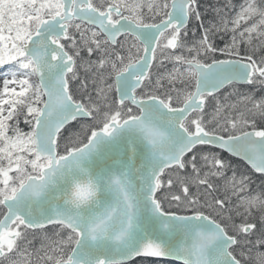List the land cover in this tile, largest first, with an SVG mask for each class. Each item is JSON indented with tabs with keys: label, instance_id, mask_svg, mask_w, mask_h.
<instances>
[{
	"label": "snow or ice",
	"instance_id": "6c2138e0",
	"mask_svg": "<svg viewBox=\"0 0 264 264\" xmlns=\"http://www.w3.org/2000/svg\"><path fill=\"white\" fill-rule=\"evenodd\" d=\"M225 8L0 0V264H250L264 0Z\"/></svg>",
	"mask_w": 264,
	"mask_h": 264
},
{
	"label": "trees",
	"instance_id": "16d2710c",
	"mask_svg": "<svg viewBox=\"0 0 264 264\" xmlns=\"http://www.w3.org/2000/svg\"><path fill=\"white\" fill-rule=\"evenodd\" d=\"M231 2H233V4L235 3V0H231ZM229 3L223 0H199V11L202 15L203 18V23L205 25V27L214 24V23H218L220 20V16L224 15L225 13H230V10L225 8V5ZM217 10H220V15L217 14ZM194 20L190 22V25L193 26L194 24ZM200 31V30H199ZM216 43L219 46H223L224 41L222 39H220L219 37H217L216 39ZM258 94V92H257ZM230 162L232 164V170H234L237 175L240 174H251L253 176H251L250 178L252 179V190L255 192H259V190L257 188H255V183L257 182H263L264 185V177H261V175H257L255 174L253 171L249 170V167L243 163L242 161L231 157L230 158ZM231 174V173H229ZM255 250V248L251 249V256H252V261L250 262V264H255V257L254 255L257 253ZM134 264H138V262H134ZM155 264H177V263H173L170 261H163V260H157L155 262Z\"/></svg>",
	"mask_w": 264,
	"mask_h": 264
},
{
	"label": "rangeland",
	"instance_id": "374dc122",
	"mask_svg": "<svg viewBox=\"0 0 264 264\" xmlns=\"http://www.w3.org/2000/svg\"><path fill=\"white\" fill-rule=\"evenodd\" d=\"M223 1H226V2H228L229 0H223ZM242 2V0H240V3ZM195 21V20H194ZM189 29L190 30H195L196 31V37H193L192 36V34H191V31H190V33H189V39H195V38H197L199 35H200V31H199V29H198V22H194V24H193V26H189ZM226 39V38H225ZM224 41V40H223ZM248 89L249 88H245V89H240L239 88V90L240 91H248ZM257 92H258V94L257 95H259V91L257 90ZM249 178L251 177V176H253V175H251V174H246ZM239 176V175H238ZM250 180H251V183L253 182L252 181V179L250 178ZM252 187V186H251ZM255 188H257L259 191L262 189V188H264V185H263V182H257V183H255ZM255 192V191H254ZM36 246L37 247H39V240H37L36 241ZM255 249H257V253L254 255V257H256V256H258V255H260V254H262V253H264V247H257V248H255ZM256 251V250H255Z\"/></svg>",
	"mask_w": 264,
	"mask_h": 264
},
{
	"label": "water",
	"instance_id": "95a60500",
	"mask_svg": "<svg viewBox=\"0 0 264 264\" xmlns=\"http://www.w3.org/2000/svg\"><path fill=\"white\" fill-rule=\"evenodd\" d=\"M236 158H238V159H240L239 157H236ZM244 161V160H243ZM246 162V161H245ZM247 163V162H246ZM258 174V173H257ZM160 260H167V261H173V262H176V263H180L179 261H176V260H174V259H172V258H167V259H160Z\"/></svg>",
	"mask_w": 264,
	"mask_h": 264
},
{
	"label": "bare ground",
	"instance_id": "6f19581e",
	"mask_svg": "<svg viewBox=\"0 0 264 264\" xmlns=\"http://www.w3.org/2000/svg\"><path fill=\"white\" fill-rule=\"evenodd\" d=\"M233 1V0H232ZM233 3V2H232ZM235 3H236V5H238L239 3H240V0H235ZM256 252H257V250H256Z\"/></svg>",
	"mask_w": 264,
	"mask_h": 264
}]
</instances>
